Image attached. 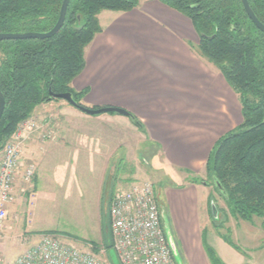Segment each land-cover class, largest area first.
Instances as JSON below:
<instances>
[{
	"label": "trees",
	"instance_id": "16d2710c",
	"mask_svg": "<svg viewBox=\"0 0 264 264\" xmlns=\"http://www.w3.org/2000/svg\"><path fill=\"white\" fill-rule=\"evenodd\" d=\"M62 1L0 0V34L50 31ZM140 1L70 0L64 23L53 37L0 41V92L5 102L0 150L36 107L61 100L50 93H70L82 106L86 91L77 92L71 84L84 68L85 49L101 32L98 15L131 11ZM159 1L192 22L199 41L190 47L219 71L240 104L242 121L214 144L204 167L207 179L190 180L212 185L233 218L250 222L258 217L264 230V33L249 19L240 0ZM247 1L264 25V0ZM132 122L143 128L135 117ZM211 203L215 204L213 198L210 207ZM110 248L111 241L107 251ZM205 250L211 264H220L212 248Z\"/></svg>",
	"mask_w": 264,
	"mask_h": 264
},
{
	"label": "crops",
	"instance_id": "0c3cea01",
	"mask_svg": "<svg viewBox=\"0 0 264 264\" xmlns=\"http://www.w3.org/2000/svg\"><path fill=\"white\" fill-rule=\"evenodd\" d=\"M105 12L98 16L101 32L85 49L84 68L72 81V88L77 92L86 91L82 99L86 105L122 108L143 120L144 131L163 152L168 164L200 173L216 141L242 121L237 96L219 71L190 47L197 45L199 38L192 22L184 15L159 0H141L137 8L128 12ZM56 103L42 104L36 110L52 108ZM83 150L87 151L84 158L92 160L93 155L88 152L93 147ZM37 155L27 158L35 159L39 169L41 161ZM105 177L103 169L102 187ZM199 188L206 189V185H196L193 208L190 195L169 193L167 197L165 194L174 216L176 239L172 241L183 263L211 264L205 250L209 246L220 264H253L254 259L246 252L235 250L224 237L202 229ZM106 193L110 194L111 190ZM172 194L183 200L182 229L175 219ZM98 199L97 207L92 209V215L97 217L92 227L97 231L96 238L101 240V195ZM21 200L18 197L8 206L7 217L11 213L17 220L21 219L25 212ZM4 228H9L6 222ZM36 236L35 244L40 234ZM261 259L264 264V255Z\"/></svg>",
	"mask_w": 264,
	"mask_h": 264
},
{
	"label": "rangeland",
	"instance_id": "374dc122",
	"mask_svg": "<svg viewBox=\"0 0 264 264\" xmlns=\"http://www.w3.org/2000/svg\"><path fill=\"white\" fill-rule=\"evenodd\" d=\"M101 24L104 25L103 21ZM81 104L85 108L99 109L82 101ZM102 106L100 108H104ZM30 118L35 119L39 130L23 142L21 159L29 162L22 163L21 171L26 165H34L36 174L29 181L20 180L16 183L14 202L18 197L23 199L25 212L20 220L11 213L6 218L9 228H3L5 230L0 239L3 264H13L23 251L35 244L37 234L41 238L50 233L55 234L65 245L93 253L103 264H120L114 250L110 248L107 251L111 241L107 216L111 193H106V190L110 189L114 193L128 189L132 184L153 185L163 228L167 237L175 242L173 210L165 194L167 197L169 193L188 194L193 208L196 185L203 184H193L190 178L206 180L205 168L196 174L168 164L163 152L144 131V126L139 128L128 117L118 114L91 116L59 100L52 108L35 109ZM140 122L145 125L143 120ZM86 147H93V151L88 152L93 155L90 161L84 158L87 151L83 149ZM37 153L41 161L39 169L36 168L38 162L35 159H28L38 157ZM53 156L56 158L53 159ZM103 169L106 170V177L102 187ZM100 195L103 225L99 235L101 240L96 238L97 231L92 227L97 218L92 215V209L97 207ZM210 198H213L220 211L217 220L212 217ZM182 202L174 194L171 195L180 229L184 223ZM198 210L202 229L226 238L237 247V251L250 255L254 259L253 264H261L264 230L260 218L253 217L250 222L233 218L227 204L212 185L206 186V189L199 188ZM95 247L96 252L93 250ZM178 256L181 264H184L182 257Z\"/></svg>",
	"mask_w": 264,
	"mask_h": 264
},
{
	"label": "built area",
	"instance_id": "2783aa9c",
	"mask_svg": "<svg viewBox=\"0 0 264 264\" xmlns=\"http://www.w3.org/2000/svg\"><path fill=\"white\" fill-rule=\"evenodd\" d=\"M39 130L35 119L22 121L2 148L0 159V239L7 207L14 203L16 183L36 174L34 165L22 169V145ZM107 214L111 248L120 264H177L163 228L156 191L150 183L132 184L111 196ZM0 264L3 256L0 248ZM13 264H103L93 253L61 243L44 234Z\"/></svg>",
	"mask_w": 264,
	"mask_h": 264
},
{
	"label": "water",
	"instance_id": "95a60500",
	"mask_svg": "<svg viewBox=\"0 0 264 264\" xmlns=\"http://www.w3.org/2000/svg\"><path fill=\"white\" fill-rule=\"evenodd\" d=\"M70 0H63L61 7H60V11H59V15L57 18V21L55 23V25L53 26V28L45 33H15V34H0V41L1 40H23V39H46V38H51L54 35H56L58 33V31L61 29L64 20H65V15H66V11H67V6L69 4ZM243 9L245 10L247 16L249 17V19L252 21V23L256 26V28L258 30H260L262 33H264V25L257 19V17L255 16V14L253 13L252 9L249 6V3L247 0H240ZM51 98L54 99H61L66 101L70 106L74 107L75 109L91 115V116H96V115H101L104 113H114V114H118L124 117H128L129 119H131L132 121H134V117L131 113H129L128 111L122 109V108H116V107H104V108H99V109H89V108H85L82 107L80 105H78L72 98V95L70 93L67 94H60V95H54L52 93H50ZM4 97L2 95V93L0 92V117L3 113L4 110ZM215 185L217 186V188L223 192L222 187L218 184L215 183ZM211 212H212V216L215 220L218 219V210L215 206V204L211 203ZM163 217V216H162ZM168 242L169 245L171 247L173 256L175 258V261L177 264H181V261L179 259L178 256V252L175 248V245L172 241V239L168 236Z\"/></svg>",
	"mask_w": 264,
	"mask_h": 264
}]
</instances>
